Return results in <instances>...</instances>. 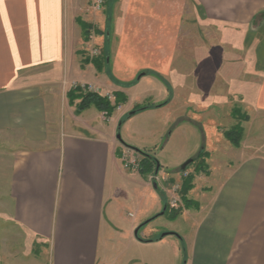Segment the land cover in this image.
<instances>
[{
  "label": "crops",
  "instance_id": "obj_1",
  "mask_svg": "<svg viewBox=\"0 0 264 264\" xmlns=\"http://www.w3.org/2000/svg\"><path fill=\"white\" fill-rule=\"evenodd\" d=\"M89 1L0 0V264H179L181 247L183 264H264V125L254 126L250 118L264 116V70L240 60L255 55L240 37L258 18V31L264 30V0H104L107 19L91 12ZM192 7L203 14L197 24L214 27V37H220L200 64L191 59L198 51L180 43L189 33ZM76 19L104 33L93 39L108 59L102 72L92 64L75 65ZM191 67L201 78L200 92L187 83ZM76 69L80 80L72 78ZM209 73L211 97L202 83ZM144 77L157 82L152 105L166 104L143 112L166 110L173 131L200 129L197 115L209 116L221 103L242 105L248 118L238 156L222 164L219 174L211 149L206 151L205 187L192 195L199 208L171 221H180L179 228L153 226L165 201L118 156L121 148L143 149L137 142H119L113 130L128 114L129 91ZM74 84L100 96L118 93L125 104L106 121L90 107L72 122L62 115L59 99L67 102ZM179 97L180 107L174 102ZM100 119L105 127L97 126ZM167 125L158 131L161 139ZM191 155L166 175L156 160V176L178 177L175 171L182 172ZM126 183L153 190L154 203L140 220L137 212L121 216L114 204ZM117 237L123 238L120 245ZM151 246L155 257L144 254ZM166 248L172 249L167 255Z\"/></svg>",
  "mask_w": 264,
  "mask_h": 264
},
{
  "label": "rangeland",
  "instance_id": "obj_2",
  "mask_svg": "<svg viewBox=\"0 0 264 264\" xmlns=\"http://www.w3.org/2000/svg\"><path fill=\"white\" fill-rule=\"evenodd\" d=\"M88 5L90 8L88 9L91 12L94 11L96 15L98 14L103 17L105 16L107 19L105 2L100 8L96 7V0H90L88 2ZM187 11L190 12V16L188 17V21L190 24L188 25V27H186V29H189V33L188 32L183 33L184 37L180 38L181 39L180 43L185 45L186 49H189L190 51L192 50H195L196 52L198 51L196 55L191 54L192 62L194 63L203 62V60H205L204 51L205 50L210 51L212 49L215 51L217 49L216 44L218 43L220 44V37H214L215 35L214 27L209 25L205 27V26H200V24H197V21H200V18H203V14L199 8H196L195 10L192 7V10H187ZM259 20L260 18H258L257 21L255 22V26H256V27L254 26L255 28L253 27L252 30H250L249 32L247 31V29H244L242 32V35L244 37H240V39H243L244 41L241 43V46H243L244 49H248L250 47L254 50L255 53L253 57L251 56L249 58L248 57L240 58L241 63L243 65L244 63L245 65L254 63V67L257 72L264 70V42L256 43L254 41V37H264V30L258 31L259 27L257 26V24L259 23ZM192 22L195 23L193 24ZM75 24L80 30V37H76V40L74 39V51H76V54L74 55L75 57L73 59L76 62L75 65L77 64V66L79 65V67L84 68L85 65L91 64V63H87L88 61L96 59L97 57H101L102 51L98 50V48L100 47L95 45L93 41L97 38H101L97 36H102L104 35V33L100 32L95 26H93V24L82 22L80 19H76ZM259 32H261V34H259ZM199 34L204 37H199L198 36ZM207 35L208 37H205ZM226 43L227 41L225 40L224 42L225 46H227ZM93 51H96L98 53L97 56H92ZM210 58L212 59V57H209V60H211ZM213 60L215 61L214 58ZM196 70H197L196 68L191 67L190 69L191 74L188 73V76L190 78L187 79L188 81L187 83H191L193 85L190 86V88L192 87H194L195 89L197 88L198 92H200V85L197 84L199 83L201 78L198 77L199 73ZM82 77H83L82 73L78 70L72 73V78H75L76 80H80L82 79ZM212 78L213 75L211 76V74L209 73V78L206 79L204 77V80L202 81V83L205 82L207 83V85L204 86L203 91L207 92L209 97L213 96V94L215 93L214 90L215 86L211 85ZM70 81L71 78H69L68 81L64 80V82H66L65 85L69 84ZM76 87H81L80 89L83 90L82 94L92 92L90 90L91 89L90 87H87L85 85H78V84L69 86V90ZM84 87H87V89ZM157 88L158 86L155 80H153L150 77L142 78V81L139 84H137L135 88L129 91L128 96L130 97L131 104H129L130 106H128V108H124V109H127L126 111L129 110L127 112L129 113L135 107H145L148 105H152L153 101L156 100L157 98L156 97L158 93ZM183 91L185 92V95L183 94ZM183 91H179L181 92V97L187 98L189 94L188 90L187 91L183 90ZM122 98L125 97L122 96L121 99ZM231 100L232 103H235L234 101H237L234 100V98H232ZM174 102L177 103L179 107L182 104L180 97L179 99L175 98ZM59 103H60L61 113L62 115H64L65 119L69 118L72 122H76L77 119L75 115H78L76 113V106H79L80 99L74 100L72 105H70L68 100L67 102H64L63 98L60 97ZM124 104L121 103L120 105H118L117 108L114 110L113 114L116 113L117 111L121 112ZM90 107H94V106L91 105ZM94 108H91L92 109L91 111H93ZM234 108L239 109V108H243V106L238 105L237 103V105L235 104V106L230 107L229 102L223 104L221 103V105L215 108L214 111L211 110L209 116L197 115L196 117L197 121L199 124H201L200 129L185 127L179 132L176 130L173 131V123H169L171 122V118L168 116L167 114L168 112L166 110L164 112H157L156 114H153V112H155L153 110L148 112H139L138 114L132 116L128 121H126L124 124L121 125L122 129L121 130L119 129L118 132L120 139L123 141L137 142L136 144L142 146L141 148L143 149H141V151H143V153H146L147 155L157 160L160 164H162V168L164 169L161 170V172L163 175H166L167 172H170L173 166L179 164V162H181L180 160L181 159L184 160V158L187 157L189 154H192L191 156H193L191 157V160L195 159V162L187 166V168L184 171L182 172L175 171L176 174H178V177L174 178L175 180L170 179V177L164 178V176H159V177L157 176L156 185L168 209L166 210L167 211L166 214L163 215L162 217H159L158 219L159 221L155 222L153 226L160 227V225H163L167 229H173L174 227L179 228L182 225V223L180 221H175L174 223H171L173 219L171 220L169 216L175 214L180 215L186 210H194L199 208V205L193 200L194 197L192 195L195 193L199 194L203 191L205 187L203 185V182L205 181V178L209 174V170H208L209 168L206 164V160L197 159V155L202 150H204V152L206 151L209 152L211 149L213 154L212 165L215 168L214 173H216V171L219 169L218 170L219 172L216 173L215 175L220 173L221 171L220 168L222 164H224L227 161L231 162L234 159L233 156H238L236 149L232 147L229 144V142L224 138V134L230 131L234 125L236 127L237 124H239L242 127V124L245 123L242 121L246 113L245 112L243 113V110L241 109L239 114V118L240 119L242 118L241 122H238L239 121L238 118L237 120H233V118L230 117L231 114H229V111L231 110L232 113ZM149 113H152V115ZM87 115L89 114H86V116ZM253 116L255 115L251 114L250 118L254 119L253 121L254 126L264 125V116H258V118L257 117L255 118ZM102 118H104L105 121L109 119L106 118L104 113ZM102 122L104 123L102 119L98 120V122L96 123L97 126L100 128L105 127V125H102L103 124ZM117 125L118 122L116 123L115 128L113 130L115 134H116ZM164 125H167L166 128L168 130H166L165 132L166 137L164 136V138L161 139V136H159L158 131L159 129L164 127ZM124 153H127L129 160L133 161V164L136 165L137 167L135 169L127 168V170H129V172L140 174L139 170L141 168L143 156L132 150L121 148V153L120 155H118L120 161ZM121 163L122 165H124V162L121 161ZM150 165H151L150 167L151 171L143 175L140 174V176L144 181L147 180L149 183H152L151 179L154 175V170L156 168V165L153 163ZM189 177H190L191 189L185 194L182 189V183L185 179L189 180ZM152 191H153L152 189H147L145 187L141 188V186L134 187L129 183L120 185V196L118 197V199H116V201H114V204L117 205L116 208L120 207L118 209V213L126 218L128 213L134 214L137 212L136 214L137 219L140 220V218L143 216V213H145V210L151 206V203L152 205L154 203ZM161 212L163 211L160 210L157 214L159 215L161 214ZM177 217L178 216H176L175 218ZM167 239H168L167 241L174 240L173 237H169ZM122 240L123 238L117 237V239H115V244L120 245L121 243H123ZM150 248H152V246L149 248H143L144 254L147 256L155 257L157 254H153L152 253L153 250H151ZM171 251L172 249L170 250V248H166L164 249L163 252L167 255V253ZM116 252L119 253V251ZM183 252L184 251L181 247L180 253L182 257L179 261V264L184 263ZM158 256L160 257L159 254Z\"/></svg>",
  "mask_w": 264,
  "mask_h": 264
},
{
  "label": "trees",
  "instance_id": "obj_3",
  "mask_svg": "<svg viewBox=\"0 0 264 264\" xmlns=\"http://www.w3.org/2000/svg\"><path fill=\"white\" fill-rule=\"evenodd\" d=\"M106 57L107 56L104 53H102L101 57H97L96 59H93L91 61H88L87 63H91L95 67V69L97 70V72H102L103 70H105ZM80 88L81 87L72 88L66 94V98H67V100H68V102H69L70 105H72V103H73L74 100L80 99L79 106H76V113L77 114L83 112L84 110L88 109L91 105H93L99 112L104 113V115L106 116V118H110L112 116L114 110L117 108V106L120 105L121 103L124 104L125 101H126L125 98H122L121 99L122 95H120L118 93H115L113 95V98L114 99H113V103H112V102H110L107 99V97L100 96L99 94L94 93V92H88V93L82 94V91L83 90H81ZM84 88L87 89V87H84ZM163 104H166V102L165 103H162L161 105H157V106L148 105V106H145V107H135L131 112H129L128 114H126V116L122 120L119 121L118 126L120 124L122 125L127 119H129L132 116L138 114L139 112H143L145 110L152 109V108H158V107L162 106ZM239 114H240V109H235L234 108L233 111H232V113H231V117L233 118V120H237V118H238L239 119L238 122H241L242 121L241 120L242 118L241 119L239 118ZM247 119H248L247 116L244 115L242 122H246ZM117 134H118V127H117V133H116V135ZM242 136H243V130H242L241 125H239V124H237L236 127L234 125L230 131H228V132H226L224 134V138L234 148L239 147V145H240V143L242 141ZM127 148H129L131 150H134L135 152H137V153H139L140 155L143 156V161L141 163V168L139 170V173L141 175L146 174L149 171H151V168H150L151 165L150 164L153 163V164L156 165V160L154 158H152L151 156L147 155L146 153L136 151L135 149L130 148V147H127ZM206 155H208V154L206 152H204V150H202L197 155V159H204V160H206L207 157H208ZM194 162H195V159H192L191 164H193ZM155 171H156V168L154 170V173H155ZM190 186L191 185H190V177H189V180L188 179H185L183 181V183H182V189H183V192L185 194L191 189ZM185 203H186V201H185ZM167 209H168V207L165 204L164 205L163 213L161 215H165L166 212H167L166 211ZM194 210H198V208L197 209H194ZM178 215L179 214H175V215L169 216V218L172 220V219H174ZM153 219H151V220H153ZM151 220L147 221L145 224H147ZM159 239L160 238L154 239V241H157ZM152 241L153 240L147 241V242H152ZM184 261H185V257H184V254H183V262Z\"/></svg>",
  "mask_w": 264,
  "mask_h": 264
},
{
  "label": "built area",
  "instance_id": "obj_4",
  "mask_svg": "<svg viewBox=\"0 0 264 264\" xmlns=\"http://www.w3.org/2000/svg\"><path fill=\"white\" fill-rule=\"evenodd\" d=\"M104 1L103 0H96V7L100 8L103 5ZM97 52L93 51L92 56H97ZM92 92L97 93V91H93V89H90ZM98 94V93H97ZM107 99L112 102L113 101V96L106 95ZM121 161L124 162L125 168H132L135 169L137 168L136 165L133 164V161L129 160V157L127 153H124L123 157L121 158ZM152 184L157 182V176L153 175L152 177Z\"/></svg>",
  "mask_w": 264,
  "mask_h": 264
},
{
  "label": "water",
  "instance_id": "obj_5",
  "mask_svg": "<svg viewBox=\"0 0 264 264\" xmlns=\"http://www.w3.org/2000/svg\"><path fill=\"white\" fill-rule=\"evenodd\" d=\"M107 60H108V59H106V61H107ZM120 127H121V124L118 126V132H119ZM116 136H117V140H118L119 142L122 143V140L120 139L119 135L117 134ZM130 148H131V147H130ZM136 151H137V150H136ZM139 152H141V151H139ZM191 162H192V160H188V161H186V162L181 166V170L184 171V170L186 169V167L189 166V165L191 164ZM158 168H159L158 165H156V171H155V173H154L155 176H156V173H157V171H158ZM153 187H154V189H157V186H156L155 183H153ZM163 236H166V235H161L160 238H162ZM174 236H176V235H174ZM176 237H177V236H176Z\"/></svg>",
  "mask_w": 264,
  "mask_h": 264
}]
</instances>
